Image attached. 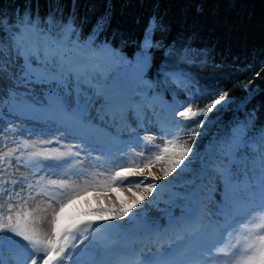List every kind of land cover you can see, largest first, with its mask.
Instances as JSON below:
<instances>
[{"label":"snow or ice","instance_id":"snow-or-ice-1","mask_svg":"<svg viewBox=\"0 0 264 264\" xmlns=\"http://www.w3.org/2000/svg\"><path fill=\"white\" fill-rule=\"evenodd\" d=\"M61 9L62 6L55 5L43 21L29 10L12 17L0 11V148L4 149L0 151V185H3L0 200L17 201L7 204V216L0 211V264H121L110 259L85 257L91 252L109 255L112 249L107 241L98 239L99 229L103 227L101 222L124 217L137 219L145 212V206L137 212L132 210L148 197L133 192L136 199L130 203L121 201L118 208L115 205L100 207L94 214H90L89 205V214L77 212L67 222L66 209L90 188L116 191L112 187L114 183L134 184L137 188L144 186L152 195L158 190L154 181L172 173L177 176L187 174L185 182H190L192 189L183 196L177 195V199L196 203L191 211L182 210L186 219L180 222L182 226L176 238L179 243L175 248L169 244L163 249L161 245L154 253L150 250L139 264H264V125H256L255 109L247 110L254 90L246 89L248 94L237 102L222 89L198 87V81L190 74L169 69L165 63L157 66V75H163L165 83L188 95L180 105L183 110L170 107V119L148 121V113L136 99L138 93L126 95L118 88L101 85L86 70L87 61L94 55L93 49L122 61L127 59L112 48L107 39L100 40L110 26V13L98 17L85 36L83 26L88 22L87 16L81 17L73 11L65 18ZM48 28H57L58 34L53 35L46 30ZM168 31L169 27L158 15L149 19L143 41L133 59L128 61L138 88L154 67L153 50L162 49L167 61L181 65L199 58V53L193 54L190 46L163 44L161 41ZM158 32L160 40L155 38ZM83 41H91V44L85 47ZM73 50L84 53L79 61L82 67H75L68 56ZM214 92L218 98L211 99L202 108L193 107L194 102ZM225 105H234L237 112L245 115L234 125L236 131H230L229 138L220 145L224 159L229 163L213 170L224 185V195L215 204H210V199L199 200L202 189L195 187L198 180L203 183L195 168L196 141L207 134L196 129L203 130L208 114L223 110ZM40 117L43 123H40ZM13 118L22 122L16 124ZM107 120L130 122L132 135L125 148L115 153L107 142L94 134L96 125ZM146 123H154L158 132L170 138L161 145L154 143L155 135L140 136L137 129L145 133L150 131L145 127ZM189 123L194 127L189 128ZM186 128L192 143L179 144L180 135ZM84 129H89V133L83 134ZM77 139L81 143H66ZM250 145L256 146L252 155L259 156L261 171L257 180L241 181L234 165L242 155L241 149L248 152ZM216 147L213 146V152ZM135 148L141 150L137 152ZM92 152L99 155L92 157ZM125 152L128 157L143 160L144 168H148L153 160L161 161L167 157L168 166L162 169L163 178L150 171L144 175V169L138 166L124 167L117 163L118 160L133 162L125 158ZM86 160L90 161L94 171L84 167ZM210 164L207 160L202 165L203 171H207ZM19 166L30 167L35 181L28 176L11 178V173ZM5 173H9V178H5ZM73 175L91 179H83L82 183L70 182ZM53 176L68 178H47ZM105 176L106 179H99ZM36 196L47 197L44 210L51 209L50 235L35 226L44 220L35 215L39 206L28 208V201ZM209 205L211 211L207 210ZM3 207L0 204V209ZM143 219L147 220L146 215ZM174 220L175 217L169 221V226ZM144 227L150 229L155 225L145 222Z\"/></svg>","mask_w":264,"mask_h":264},{"label":"trees","instance_id":"trees-1","mask_svg":"<svg viewBox=\"0 0 264 264\" xmlns=\"http://www.w3.org/2000/svg\"><path fill=\"white\" fill-rule=\"evenodd\" d=\"M57 4L62 6L65 18L73 11L81 17L87 16L88 22L83 26L85 36L91 31L96 19L109 12L111 23L100 40L107 39L111 46L128 56L137 52L149 19L158 15L169 27L161 42L165 45H184L186 48L190 46L193 54L199 53V58L188 65H181L176 61H167L162 49L153 50L154 67L145 78L146 85L151 82V88L171 101L177 111L183 110L180 105L188 94L165 83L163 75H157V66L165 63L169 69L190 74L198 81V87L222 89L237 102L248 94L246 89H252L255 94L247 105V110L255 109L256 125H264V0H0V11L12 17L29 10L39 21H43ZM46 30L53 35L58 34L57 28ZM160 37L161 34L156 33L155 38L160 40ZM82 43L87 47L91 41ZM213 98H218L215 92L194 102L193 107L202 108ZM160 114L171 118L167 112L161 111ZM244 115L237 112L234 105H225L223 110L208 114L205 128L196 129L207 133L196 141L197 172L201 171L202 165L207 161L208 151L213 144L217 146L213 152V160L222 164L224 156L220 145L229 138L230 131H236L234 125L238 120L242 121ZM192 127L194 125L189 123V128ZM185 142L192 143L187 128L178 140L179 144ZM253 148L255 145H250L248 152L241 149L240 157L251 162L248 171L252 175L257 169V155H252ZM245 153L248 155L245 156ZM166 161L167 157L164 159ZM213 169L211 163L205 171V181L200 188L201 200L210 199V203L217 181ZM181 176L187 180L186 174ZM190 187V182L180 186L182 189ZM215 203L216 200L213 201Z\"/></svg>","mask_w":264,"mask_h":264},{"label":"rangeland","instance_id":"rangeland-1","mask_svg":"<svg viewBox=\"0 0 264 264\" xmlns=\"http://www.w3.org/2000/svg\"><path fill=\"white\" fill-rule=\"evenodd\" d=\"M97 47H100L99 45ZM113 47V46H112ZM115 48V47H114ZM94 52V55L91 56V59L89 61H87V69L90 71V73L93 72V68H96L97 69V72L95 74H93L96 78V80H98L100 82L101 85H106L108 87H114V88H118L122 91V87L124 86L125 89L127 91H129L130 93H134L135 91H138V95H136L137 93L133 94V95H136V98H139V97H143L145 99H149L148 101V104H153V107L156 111V113L158 114L161 110H164V111H170V107H172V103L167 100V99H164L163 97H160L159 94L158 95H155L157 94L156 92L152 91V89L150 88V86H147L146 85V82H144V84L140 85V87L138 88L137 87V84H136V81H135V73H134V70L132 67H130L128 65V61H131L133 59V56H128L126 55L124 52H122L120 50V52H122V55L124 57H126L127 59L126 60H121L119 59L118 57V60H109V63H107V66H108V69H105L104 67L106 66V62H108V54H103L99 51H95L94 49L91 50ZM76 54L77 57H81L84 55V53H81V52H76V51H69L68 53V56H70V54ZM100 57V61L99 62H96L97 61V58ZM116 57V56H114ZM117 61V62H116ZM74 65V64H73ZM133 70V71H132ZM118 76V78L122 77L121 80L118 81V79H116V77ZM107 78L104 82L101 81L100 79H103V78ZM116 81V83H115ZM126 83V84H125ZM85 88H87L86 85H84ZM143 88V91H140V89ZM145 109L147 111H151L150 108H146ZM14 120V123L16 124H20L22 121L21 119H18V118H13ZM115 124H118L115 123ZM113 124V125H115ZM112 125V126H113ZM106 127L110 128L109 124H106ZM150 129L149 132L145 133L143 130L141 129H137V131L139 132V130L141 131L139 134L140 136H144L145 134L147 135H155L157 138L156 140L154 141V143L156 144H161L163 145L164 143V140L167 139V137H165L162 133L158 132L156 130V126L154 123H148V127ZM127 132L126 133H119V138L121 141H126L128 140V137H127ZM67 143V142H66ZM71 143V142H70ZM125 145L124 144L123 146H121V149H124L125 148ZM9 147H12L11 144H9ZM133 147H135L133 145ZM120 149V150H121ZM4 149L0 148V151H3ZM135 150L138 152L140 151L141 149L140 148H135ZM99 154H96L95 152H92L91 153V156L92 157H95ZM125 155V158L126 159H132L133 162L131 164L129 163H125L123 160H118L117 163H120V164H123L124 167H133V168H136L137 166L139 168H143L144 169V172L143 174L146 175L149 171L151 173H153L155 176L157 177H161L163 178V171L162 169L167 167V161L164 162V160H161V161H155L153 160L151 165L148 167V168H144V161L139 159V158H131V157H128L127 156V153L125 152L124 153ZM146 156L148 155H151L150 153H145ZM213 152H212V148H210L209 150V153L207 155V160H210L211 162H213ZM239 158L237 159V162L235 164V170H238V168L240 167V163H239ZM229 163L228 161H225V159L223 158L222 159V164L220 163V161H214V166L213 168H215L216 166H223L224 164H227ZM259 171L261 170V167H260V163H259ZM84 167L88 169V171H94L95 169L91 166V163L90 161H85V164H84ZM116 169H113V171H115ZM100 171H105V169H100ZM177 172H179V169H177ZM32 173V169L29 168V167H25V166H19L18 167V170H14L12 173H11V178H18V177H22V176H28L30 179L33 180V182L35 181L36 177L35 176H30V174ZM200 173V176L202 177V179H204V175L206 174L205 172L203 173L202 172H199ZM40 175H43V173H41ZM187 176V175H186ZM5 178H9V173H5ZM48 179H67L68 177H59V176H53V177H47ZM107 177H100L99 179L103 180V179H106ZM83 179H91V177H79V176H76V175H73L70 177V182H74V183H82L83 182ZM216 191H215V194L212 196L213 199H211V203L210 204H213V201L218 200L219 198L223 197L224 195V185L222 182H220L218 180V178L216 179ZM241 181H255L256 179H254V176H250L248 175L247 173H244L243 172V175L240 179ZM185 179L182 178V176H177V173H172L169 177L167 178H163V179H160V180H156L154 181L155 183H157L158 185V190L156 192H154L152 195H149L146 191V188L144 186H141L139 188H137L134 184H122V183H119V184H113L112 187L116 189V191H111L109 190L107 192L106 190V194L105 195H113V193L117 192L118 190H121V192L124 194L125 196V199L122 200V199H118L119 201H116L115 203V206L118 208L121 206V201H124L126 203V200L128 197H131V198H136V196L133 195V192L137 193L138 195H144V196H147L148 198L145 200L147 201L148 199H153V196H155L156 198H160V197H163L164 195L166 196L165 193H169V195H174L177 197V195H180V196H183L185 193H190L191 192V188L188 189V190H181V189H178L179 187V184H181L180 186H183L186 182H184ZM179 183V184H178ZM200 185H201V182L198 180L195 187L197 189H200ZM125 186H130L133 191L132 192H129L128 190H126ZM0 187H3V185H0ZM103 189V188H102ZM20 190V189H18ZM98 189H89V192L84 194L82 193L81 194V198L76 200L75 203H73L71 206H69V208H71V210H75L74 212H78V211H81L83 208H85L87 205L90 207H98V206H101L103 205V199L102 197L100 196V194L97 196H95V198H91V193H93V191H96ZM23 191H26V189L22 190V194H23ZM135 200V199H134ZM199 200H200V197H199ZM46 202H47V197H44V196H36L35 199H32V200H29L28 201V208L31 209V208H36L37 206H39V211H37L35 213V215L37 217H44V220L42 222H38L36 225L39 226V228H41L42 230H44V226H46L48 229H47V234H51V231H50V219H51V216H50V212H51V209H48L47 211H45L44 209L46 208ZM144 202V201H142ZM217 202V201H216ZM8 203H12V204H16L17 201L16 200H0V204H3L4 207L2 209H0V211H3L4 212V215L7 216L9 213L7 211V204ZM113 205H114V201H112ZM196 201H193L192 204H189L187 200H184V203L182 204L184 209L183 211L184 212H189L192 210L193 206L195 205ZM112 205V206H113ZM110 206V205H109ZM58 207V206H57ZM16 209L14 208L13 209V212L15 211ZM208 211H211V208H210V205L208 206L207 208ZM182 217H186V216H179V218H182ZM183 220H185V218H182ZM181 219V221H182ZM178 220V218L176 219ZM175 220V221H176ZM159 221H162V220H159ZM103 227L105 228H108L110 229V227H113L115 225V223L112 221H104V222H101ZM164 224H167V223H164ZM176 224V222H175ZM35 225V226H36ZM157 225H159V227H152L151 229L153 230H149V229H146V231L148 232H152V236H154V233L153 231L158 229V231H163L164 234L166 233V230H167V226L163 227V223H158L157 222ZM174 225V224H172ZM114 232V231H113ZM117 235H115L116 237ZM177 236L175 238H173L169 244H172L173 247L175 248L176 246V243H179V241H177ZM142 240V239H141ZM145 240V239H144ZM140 241V239H139ZM169 244H158L156 248H150L149 250H144L142 253H143V256H147V252L153 249L154 252L156 251L157 248H160L161 245L163 246V249H167Z\"/></svg>","mask_w":264,"mask_h":264},{"label":"bare ground","instance_id":"bare-ground-1","mask_svg":"<svg viewBox=\"0 0 264 264\" xmlns=\"http://www.w3.org/2000/svg\"><path fill=\"white\" fill-rule=\"evenodd\" d=\"M114 48V47H112ZM116 49L118 52H120V50L118 48H114ZM122 54V52H120ZM108 56V62H106V66L104 67L105 69H108L107 63H109V60H118V57H114L110 54L107 55ZM100 61V57L97 58L96 62ZM117 62V61H116ZM87 72L91 75L95 74L97 72L96 68H93V72L90 73V71L86 68ZM133 71V70H132ZM122 77L118 78V76L116 77V79L121 80ZM107 78H103L100 79L101 81H105ZM116 83V81H115ZM126 84V83H125ZM88 87V85H86ZM122 92L124 94H131L129 93V91H127L125 89V87H122ZM138 93V91H135L133 94ZM158 95V94H155ZM143 100V98L140 99V102ZM149 99H144L143 100V105L144 108H148L150 105L148 104ZM145 111L148 113V117L147 119L151 116V113L149 111H147L145 109ZM110 121L111 120H107ZM104 121V122H107ZM43 123V122H42ZM95 128H98L101 132H104L100 126L96 125ZM118 134L115 132V137L118 138ZM105 136V141L107 142L108 139L113 138L114 133L112 135H107V133L104 134ZM30 176H32V173L30 174ZM115 184H119V183H115ZM126 190L129 191V188H131L130 186H125ZM106 190L107 192L110 190L109 188H103V189H98L96 191H93V193H91V198H95V196L99 195L102 197L103 199V205L98 206L96 208L94 207H90L91 208V213L90 214H94L95 210L97 208L100 207H112L113 203L112 201H114V205L116 203V201H119L120 199L124 200L125 196L124 194L121 192V190H118L117 192L113 193V195H105L106 194ZM133 189L131 188L132 192ZM166 196L164 195L163 197H160L159 199L156 198L155 200L153 199H148L147 201L141 202V205H138L137 208L133 209V212H137L140 210V208L142 206H145V212L141 213V216L138 217L137 219H133V220H129L128 217H124L122 220H113V222L115 223V225L113 227H110V229L105 228V227H101L99 229V232H106L110 237H111V244L120 248V249H126V250H131L135 255L139 254V252H142L144 249L147 248H152L153 246H156L158 244V241L160 243L166 244L167 242L171 241L172 238H175L176 235H179L180 230H181V223L183 221L182 218L186 217H182L179 218V216H181L182 214V210L184 209L183 207V203L184 201H181L179 199H177L176 196L174 195H169V193H165ZM119 199V200H118ZM136 199V198H134ZM131 197H128L126 200V203H130L131 201L134 200ZM151 201V203H149ZM125 203V204H126ZM110 205V206H109ZM75 210H71V208H67L66 209V217H65V222H67L68 218H70L72 215L76 214L77 212H74ZM79 213L82 214H89L88 212V205L83 208L81 211H78ZM130 216L132 215L131 213L129 214ZM147 217V220L145 221L143 218ZM175 217V220L178 218V220H174L177 224V226L174 229H171L169 226V221ZM182 219V221H181ZM162 220V221H159ZM173 221V223H175ZM145 222L150 223L152 225H155V227H159V225H157L158 223H163V227L167 226V230L165 234H161V231H158V229L154 230V236H152V232H148L146 231V229L144 227ZM167 223V224H164ZM36 227L39 228V226L36 225ZM44 232L47 233V227L44 226ZM149 230H153V229H149ZM114 231V232H113ZM98 232V233H99ZM115 235H117L115 237ZM160 236V237H159ZM99 239V238H98ZM140 239V241H139ZM141 239H149V243L147 245H143L141 244ZM156 239H160V240H156ZM101 240V239H100ZM148 254V252H147ZM92 257L95 258H99L102 259L103 255H97L96 252H92ZM85 259H88L87 257H85Z\"/></svg>","mask_w":264,"mask_h":264}]
</instances>
